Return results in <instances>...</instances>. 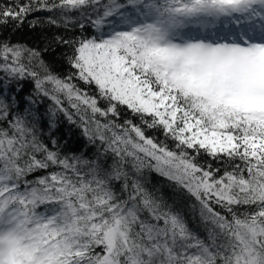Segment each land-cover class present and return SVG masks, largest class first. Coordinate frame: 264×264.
I'll return each mask as SVG.
<instances>
[{
	"label": "snow or ice",
	"instance_id": "obj_1",
	"mask_svg": "<svg viewBox=\"0 0 264 264\" xmlns=\"http://www.w3.org/2000/svg\"><path fill=\"white\" fill-rule=\"evenodd\" d=\"M25 25L51 35L0 34V264H264V0H0Z\"/></svg>",
	"mask_w": 264,
	"mask_h": 264
},
{
	"label": "trees",
	"instance_id": "obj_2",
	"mask_svg": "<svg viewBox=\"0 0 264 264\" xmlns=\"http://www.w3.org/2000/svg\"><path fill=\"white\" fill-rule=\"evenodd\" d=\"M40 15H47L46 13H41ZM54 31V30H52ZM92 30L89 29V33L91 34ZM0 34L7 36L12 41H20L27 43L32 46H40L42 35H51V31L42 33L39 29H31L28 28L26 25L21 28L20 30L16 31H8L6 29H0ZM79 35V32L76 33ZM64 51L63 49H57L55 52H48L45 53V59L49 62L51 67L55 70L56 73L60 74L61 76L66 75L74 71L69 64L66 62L65 58L61 55V52ZM81 87L87 88L88 86L81 84ZM33 86L31 83H28L24 90V95H28L32 92ZM94 92V88L91 90ZM52 106V101L48 99H44L43 103L39 105V112L43 114V118L41 120V126L43 127L44 131L47 133L49 131L48 128V121L49 118L47 116L48 108ZM67 106V105H66ZM125 116L129 118L135 119V117H131L130 113H125ZM55 127L51 129L54 138H56L60 143L64 144L66 150H70L72 152L79 153L81 151L87 150V153H90L92 149L87 146V142L85 138L81 135L80 129L77 128L75 125L68 122L66 118L62 114H57L55 117ZM138 123V121H136ZM149 135H155L160 139H163L159 132H149ZM67 142L66 144L64 142ZM171 146V141H169ZM86 153V154H87ZM149 181L151 184H155L157 186L166 184V181L158 176L155 173L149 174Z\"/></svg>",
	"mask_w": 264,
	"mask_h": 264
}]
</instances>
